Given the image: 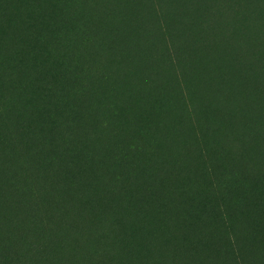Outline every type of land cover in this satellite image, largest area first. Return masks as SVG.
I'll use <instances>...</instances> for the list:
<instances>
[{
    "label": "rangeland",
    "instance_id": "374dc122",
    "mask_svg": "<svg viewBox=\"0 0 264 264\" xmlns=\"http://www.w3.org/2000/svg\"><path fill=\"white\" fill-rule=\"evenodd\" d=\"M32 206L0 264H264V0H0V229Z\"/></svg>",
    "mask_w": 264,
    "mask_h": 264
},
{
    "label": "trees",
    "instance_id": "16d2710c",
    "mask_svg": "<svg viewBox=\"0 0 264 264\" xmlns=\"http://www.w3.org/2000/svg\"><path fill=\"white\" fill-rule=\"evenodd\" d=\"M56 67L58 68L57 63H56ZM57 68L54 69V71L52 72L53 75H55ZM40 192H41V190H40ZM69 198L73 201L74 200V194L70 193ZM72 207H73V205L70 206L69 209ZM76 212H77L76 216L78 217L80 222H79L78 226L76 224V225H74V227L75 228L82 227L81 225H84V220H83L84 212L82 213V211L80 209H77ZM109 220L110 219H106V221H108V222H109ZM36 225H37V223H36V209L34 208V206H32V209H30L26 213L25 218H21V220L18 221L16 223V225L11 226L10 228L5 227L4 229L3 228L0 229V234L5 235L8 233L9 235H12V237L14 239L21 238L23 241H27L28 237H30V239H32V237H33L32 236L33 235L32 229H33V226H36ZM85 227L88 230V226H85ZM108 240L111 243H114L116 241V234L112 233L110 235V237H108ZM109 249H110V247H107V250L105 252L100 253L99 257H102V258L106 257L104 254L109 253ZM76 264H80V262H76Z\"/></svg>",
    "mask_w": 264,
    "mask_h": 264
},
{
    "label": "bare ground",
    "instance_id": "6f19581e",
    "mask_svg": "<svg viewBox=\"0 0 264 264\" xmlns=\"http://www.w3.org/2000/svg\"><path fill=\"white\" fill-rule=\"evenodd\" d=\"M44 25H45V24H44ZM47 55L49 56V54L46 53V56H47ZM48 56H47V57H48ZM54 58H55V57H54ZM44 59H46V57H45ZM52 61H53V60H52ZM53 63H54V62H53ZM50 71H51V70H50ZM51 72H52V71H51Z\"/></svg>",
    "mask_w": 264,
    "mask_h": 264
}]
</instances>
